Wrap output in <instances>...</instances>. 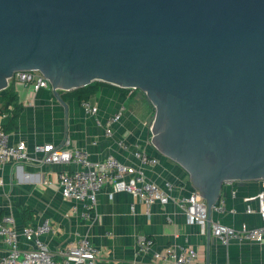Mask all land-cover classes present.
I'll return each instance as SVG.
<instances>
[{"label": "water", "instance_id": "95a60500", "mask_svg": "<svg viewBox=\"0 0 264 264\" xmlns=\"http://www.w3.org/2000/svg\"><path fill=\"white\" fill-rule=\"evenodd\" d=\"M39 70L54 92L140 89L149 139L210 213L227 180L264 179V0H0V93Z\"/></svg>", "mask_w": 264, "mask_h": 264}, {"label": "crops", "instance_id": "0c3cea01", "mask_svg": "<svg viewBox=\"0 0 264 264\" xmlns=\"http://www.w3.org/2000/svg\"><path fill=\"white\" fill-rule=\"evenodd\" d=\"M11 86L23 105L9 130L11 114L5 109L0 93V126L8 129L11 143L25 140L29 152L34 154L35 144L63 146L65 138L70 137L74 146L86 147L93 160L113 154L127 164L137 162L134 152L141 149L159 159L157 164L145 169L147 175L160 185L171 181L176 187L169 202L146 204L127 191L111 196L113 187L107 183L99 193L96 214L85 218L70 213L75 201L64 197L58 180L61 171L74 170L78 165L33 160L0 165V220L8 214L14 216V223L9 225L19 232L21 247L29 246L22 232L26 226L50 219L53 230L42 235V239L58 260L62 259L61 251L72 241L87 234L99 250V257L93 264H132L136 259L137 236L145 234L154 238V248L192 246L198 253L197 264H264V242L233 240L224 245L212 232L214 222L236 228L243 223L263 224L258 201L246 199L264 191V179L225 181L219 203L224 204L226 210L212 209L210 230L207 223L190 222L176 200L197 189L191 183L190 171L149 139V127L156 109L145 94L124 91L115 84L102 85L91 99L99 108L97 114L92 115L85 112L77 98H63V93L70 90L59 92V95L52 85L35 90L16 76ZM122 108V117L112 124V133L107 134V120ZM120 141H124L127 148L122 147ZM248 204L251 212L246 211ZM25 212L28 213L25 215ZM8 248L6 238L0 234V258ZM151 254L147 253L140 260L148 264Z\"/></svg>", "mask_w": 264, "mask_h": 264}, {"label": "built area", "instance_id": "2783aa9c", "mask_svg": "<svg viewBox=\"0 0 264 264\" xmlns=\"http://www.w3.org/2000/svg\"><path fill=\"white\" fill-rule=\"evenodd\" d=\"M15 76L18 80L32 85L35 90L51 86L50 80L39 70H22L16 72ZM81 105L88 114L96 115L99 110L98 105L91 99L83 100ZM123 112L122 108L107 120V134L112 133V124L120 120ZM120 145L127 148L124 141H120ZM34 152V154L29 152L25 140L11 143L9 133L0 126V165L28 160L39 163L78 165L74 170L61 171L58 174V180L64 197L75 201L70 213L85 218L96 214L99 193L107 183H111L113 187L111 196L118 191H127L146 204L169 202L173 198L172 191L176 188L171 181L160 185L147 175L145 169L157 164L159 159L141 149L134 152L137 162L132 164L123 163L113 154H109L102 160H93L89 150L86 147L74 146L70 137L65 138L63 146H56L53 143L35 144ZM251 199L258 201V212L263 224L249 226L243 223L241 227L236 228L214 222L212 232L220 243L228 245L233 240L264 242V191L246 200ZM176 201L190 222L206 225L208 205L199 192L193 191L181 195ZM212 209L218 212L226 210L221 203L213 205ZM246 211H252L249 204ZM14 221V216L10 214L0 220V234L6 238L9 246L7 253L0 258V264H93L99 257V250L86 234L72 241L66 249L61 251L62 259L58 260L47 242L42 239V235L53 230L50 219L26 226L22 232L29 241V246L21 247L19 232L9 225ZM154 247L153 237L139 234L135 244L136 259L132 264H146L140 258L150 252L152 254L148 264H197V250L190 245H168L161 249Z\"/></svg>", "mask_w": 264, "mask_h": 264}, {"label": "trees", "instance_id": "16d2710c", "mask_svg": "<svg viewBox=\"0 0 264 264\" xmlns=\"http://www.w3.org/2000/svg\"><path fill=\"white\" fill-rule=\"evenodd\" d=\"M106 84L113 85L105 81L95 80L85 86H81V87L72 89L70 91L64 92L62 96L64 99L69 98V97H75L79 101L82 102L85 99H92L95 96V94L98 92L99 88L102 85H106ZM122 90L128 92L130 90H140V89L124 88ZM1 94L3 95L4 101L6 104L5 109H7L11 114V120H10L11 124L8 128L10 130L13 127L16 118L20 115L23 109V105L20 102L17 92L12 88V86H9L6 89L2 90ZM9 106H12V109H9ZM27 213L28 212H25L24 214L26 215Z\"/></svg>", "mask_w": 264, "mask_h": 264}, {"label": "rangeland", "instance_id": "374dc122", "mask_svg": "<svg viewBox=\"0 0 264 264\" xmlns=\"http://www.w3.org/2000/svg\"><path fill=\"white\" fill-rule=\"evenodd\" d=\"M135 92H137V93H143V94H145V92L144 91H142V90H135ZM146 95V94H145Z\"/></svg>", "mask_w": 264, "mask_h": 264}]
</instances>
